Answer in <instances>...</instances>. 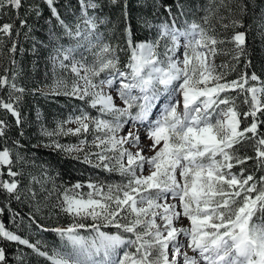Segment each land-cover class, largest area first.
Returning <instances> with one entry per match:
<instances>
[{
    "label": "snow or ice",
    "instance_id": "snow-or-ice-1",
    "mask_svg": "<svg viewBox=\"0 0 264 264\" xmlns=\"http://www.w3.org/2000/svg\"><path fill=\"white\" fill-rule=\"evenodd\" d=\"M145 2L139 0L140 15L134 17L129 0H76L78 15L68 23L58 0H43L63 35L74 40L73 46L65 47L55 37L52 60L75 79L71 87L60 79L47 93L39 88L32 92L76 99L85 107L76 106L52 129L41 123L40 135L49 143L36 146L59 150L93 168L116 171L124 180L116 184L89 180L86 193L80 191L85 187L80 182L65 187L54 207L70 217L66 226L45 228L31 212L25 223L11 209L12 200L23 202L22 197H27L38 204L42 193L52 194L45 182L52 181L53 190L56 186L45 172L43 180L31 177L39 191L22 189L19 177L30 161L5 140L0 146V196L5 201L0 217L9 211L11 226L0 219V264H26L22 248H17L14 262L10 259L8 243L31 250L48 264H264V175L257 179L244 167L233 171L249 160L255 161L257 171H264V132L260 131L264 79L248 72L247 37L252 25L244 23L250 8L256 17L255 0H235L234 7H228V23L221 25L232 29L226 37L206 27L208 16L202 18L203 24L188 19L181 24L179 18L188 14L183 0H147L146 12ZM110 5L120 11L115 22L105 14ZM22 8L25 16L42 15L38 3L0 0V15L14 10L23 27L27 20L19 16ZM254 23L264 43V9ZM101 24L120 32L128 52L123 68L118 55L123 49L101 40ZM13 27L0 25V41L11 40ZM140 30L150 32L152 38L138 39ZM226 44L232 49L218 47ZM78 48L97 49L94 59L77 60ZM16 50L13 42L9 51ZM218 54L231 55L237 63L243 60L244 69L235 79L228 80L217 70ZM17 75L9 76L7 69L0 75V93L7 89V100L0 95V110L22 126L25 121L18 106L26 89L17 83ZM240 97L247 106L243 112L237 103ZM249 118L241 127L242 119ZM10 127L0 119V139ZM65 135L78 137V143L61 144L57 137ZM245 141L251 142L254 156L239 154L238 146ZM253 217L260 223H253ZM32 224L55 233L62 245L49 247L43 239L33 241L19 234ZM108 227L116 231H102Z\"/></svg>",
    "mask_w": 264,
    "mask_h": 264
},
{
    "label": "trees",
    "instance_id": "trees-1",
    "mask_svg": "<svg viewBox=\"0 0 264 264\" xmlns=\"http://www.w3.org/2000/svg\"><path fill=\"white\" fill-rule=\"evenodd\" d=\"M69 1L71 0H58L60 5L59 10L62 16L66 18L71 17V15L67 13L69 10ZM27 2L38 3L42 15L37 16L32 13L25 16V9H20L19 16L27 20L26 26H21L20 20L17 19V14L14 10H8L6 14L0 15V25L4 23H11L14 25L11 40L8 37H4L3 40L0 41V75L5 73V69L8 70L9 76H11L13 72L18 73L16 78L17 83L26 89L18 106L25 121L22 126L16 125L14 117L0 110V119L6 120L11 125L6 136L0 139V146H2L6 140L8 147L13 150L18 149L21 154L30 161L29 164L23 165L24 175L19 177L21 180V188L25 189V191L27 187H32L36 191L40 190L39 184L31 183L32 176H36L38 179L43 180L44 173L47 172V175L54 178L56 190H53L52 181H46L44 184V187L52 192L51 196H48L47 192L42 193L41 196L38 197V204L36 201H32L27 197H22L23 202L12 200L10 206L12 210L19 212L20 215L24 217L25 223L29 222L28 217L31 212L35 213L38 223L42 224L45 228H53L58 225L66 226L71 223L69 216L62 213L58 207H54L58 203V197L63 189L65 187L70 188L77 182L84 184L86 187L89 180L93 181L92 177L83 176L82 173L97 171L104 175L109 174V172L101 168H93L78 160L70 159L65 153L59 150L50 147L36 146L38 144L44 145L49 143L46 137L40 135L41 123L45 126L53 127L57 119L60 118L56 119V117L63 111L69 109V105H67L69 101L65 100L64 96H52L40 93L33 94L32 92L33 89L39 88L40 81L36 79V75L42 66V57L46 50V48L42 46V43L46 42L48 39V23L53 22L56 27H58V24L55 18L51 16L43 0H27ZM129 2L133 9L132 15L134 17L140 15L139 0H129ZM146 3H148L147 0ZM183 3L189 9H186L188 14L185 17L179 18L180 22L182 19H189V16L193 12L207 3L209 7L207 9L208 23L206 27L214 30L218 37L231 35L232 29H224L221 25L222 23H228L227 18L230 15L228 7H234L235 0H183ZM254 7L256 17L252 15V8L249 9L248 16L244 17V23L246 25H252L251 31L248 33L247 37V47L250 53L248 58L251 60V66L248 68V72H255L264 79V43H262L257 34L256 24L254 23V19L259 17L260 10L264 9V0H255ZM143 10L145 12L149 10L148 4L144 5ZM189 10L191 11L190 14ZM113 12L112 10V13ZM222 17L225 19L222 20ZM112 30L113 32H119L113 27ZM17 31H19L18 36L16 35ZM150 34V32L140 30L137 32V37L138 39H144ZM121 40H123L122 36ZM13 42H15L17 49L15 53L9 51ZM218 47L230 50L233 46L231 44H226L219 45ZM216 57L221 59L222 62L217 68L218 71L224 73L232 72L228 77L229 79L236 78L244 69L243 60L237 63L231 59V55L225 54H218ZM13 59L16 61L15 64L11 62ZM0 95H3L5 100H7V89H5L3 93H0ZM232 95H235V93H232ZM242 99L243 97H240V99L237 100V103L240 104L241 112L247 110V106L241 103ZM248 122H250V118L249 121H244L242 119L241 127H244ZM260 131L264 132V126H261ZM13 141H18V144H14ZM250 144V141H245L243 146H238L240 148L239 154L242 156L245 154L254 156L255 153L252 151ZM241 167L253 173L257 179H259L261 175H264V171L256 170L254 160H249L244 165H237L233 168V171L237 172ZM245 174L248 173L246 172ZM4 179H8V177L5 176ZM4 203V198L0 196V207H3ZM37 208H39L38 212L36 211ZM9 217L10 212L6 210L3 217H0V219H2L6 225L11 226ZM19 234L22 236H29L33 241L36 239H43L49 247H59L63 243L55 233L47 231L42 232L35 224L31 225L30 230L25 228L20 231ZM17 248H22L23 251L27 253L26 264H48L43 257L35 255L31 250L14 243H8L7 251L13 262L15 260Z\"/></svg>",
    "mask_w": 264,
    "mask_h": 264
},
{
    "label": "rangeland",
    "instance_id": "rangeland-1",
    "mask_svg": "<svg viewBox=\"0 0 264 264\" xmlns=\"http://www.w3.org/2000/svg\"><path fill=\"white\" fill-rule=\"evenodd\" d=\"M146 4H148V3L145 2V5ZM206 4L203 7H200L195 12H193L189 16L188 20H190V21L196 20L197 22L203 24L204 21L202 18L207 16V9L209 7L208 4L207 5ZM77 7L78 6L76 4V0H71L68 2L69 10L67 11V13L69 15H71V17L70 18L68 17L69 19L66 22H68V23H74L75 22V17L78 15V13L76 12ZM186 9H189V8L187 6H185V10ZM112 10L114 11L113 13H112ZM190 13H191V11L189 10V14ZM105 14L110 16L112 18V21L115 22L120 15V11H119V8L113 7L110 5L107 9H105ZM183 20L184 19L181 20V24L183 23ZM112 27L113 26H111V25H104V24L99 25V28H98L99 35H100V38L103 42H105V43L110 42L113 45H119L120 48L123 49V50L118 52V55L120 57V67L123 68L124 65L127 63L128 52L124 46L123 40H121L120 32H117V31L113 32ZM0 35H2V34H0ZM47 36H48L47 41L42 43V46L46 48L45 54L42 57V60H43L42 66L40 67V70H39L38 74L36 75V79L40 81L39 89H42L43 92H45V93L48 92L49 86L53 85L56 80L62 79L68 83L69 87H71V83L75 79L74 75L71 72L67 71L66 69L60 68L59 65L54 64V62L52 60V56L54 54V49L56 46L55 37H59V43L64 45L65 47L73 46L74 40L70 39L69 37L64 36L59 24H58V27H56L53 22L48 23ZM147 38L151 39L152 34H150ZM96 51H97V49H95V48L92 49L91 51H87V50H85V48H78L74 52V56L76 57L77 60H79L81 58V56H83L85 61L91 62L94 59L93 53ZM65 63H67V62H65ZM221 63H222L221 59H219L218 57H215V64L217 65V68L219 67V65ZM231 73H232L231 71L226 73L228 80L235 79V78H231V79L228 78L231 75ZM103 75L104 74H101V78H103ZM64 99L69 101V102H67V105H69V109L66 111H63L57 117L53 116V117H56V119L60 117L59 119H57V121L65 119L70 113H72V111L74 110V108L76 106H79L81 108L85 107V105L83 104L82 101H79L76 99H69L67 97H65ZM117 103H119V101H117ZM158 109H159V106L157 107V109L154 110L153 118L155 117ZM88 111H90L92 115L97 114L96 110H94V109H88ZM55 125H56V123H55ZM55 125L53 127H51V126L50 127L46 126V127L49 129H52L55 127ZM68 126L69 127H75V125H68ZM57 139L59 140V142L61 144H64V145H74V144L78 143V137L71 136V135L59 136V137H57ZM88 139L91 140L92 137L89 135ZM86 150H88V149H86ZM91 150L95 151L96 149H91ZM82 175L87 176V177L88 176L92 177L93 182H103L104 184H116V183H120L124 180V178L121 177V175L116 171H112V172H109V174H104V175L97 172V171H94V172L89 171V173H84V174L82 173ZM80 191L86 193L90 190L86 186L83 189H81ZM252 222L253 223H260V221L256 217H253ZM84 223L91 224L92 221L86 220ZM184 223H185V225H187L188 221L185 220ZM80 231L83 235H89V231L87 229H81ZM102 231L115 232L116 230L114 228L108 227V228H102ZM52 245H54V244H52Z\"/></svg>",
    "mask_w": 264,
    "mask_h": 264
}]
</instances>
